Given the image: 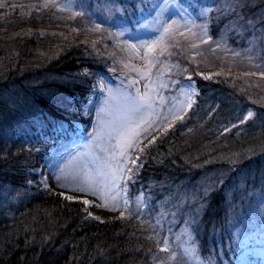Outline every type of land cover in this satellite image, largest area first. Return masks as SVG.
I'll return each mask as SVG.
<instances>
[{
  "label": "trees",
  "instance_id": "obj_1",
  "mask_svg": "<svg viewBox=\"0 0 264 264\" xmlns=\"http://www.w3.org/2000/svg\"><path fill=\"white\" fill-rule=\"evenodd\" d=\"M104 1L111 17L99 18L104 34L108 26L134 25L155 11L151 0H96L101 11ZM179 3L192 15L195 33L210 38L194 47L169 31L157 41L159 51L149 53L151 73L169 66V80L178 85L194 79L198 91L184 116L151 143L146 144L147 133L157 124L136 135L133 145H144L134 184L142 186L145 200L148 195L151 217L160 203L176 225L190 215L200 264H242L244 254L247 263L264 264V79L224 70L209 77L196 72L216 66L248 70L251 59L264 64V0ZM10 17L2 14L0 27L16 22ZM51 17L45 8L42 19ZM115 18L121 22L113 24ZM220 36L227 39V50L216 45ZM41 39L38 30L0 35V264H169L160 255L155 224L133 216L136 208L100 220L81 200L33 182V168L54 139L84 120L78 99L91 90L96 73H106L111 82L124 78L85 40L67 37L57 52L43 54ZM169 87L168 82L161 88L168 93L177 86ZM247 108L253 116L229 128Z\"/></svg>",
  "mask_w": 264,
  "mask_h": 264
},
{
  "label": "rangeland",
  "instance_id": "obj_2",
  "mask_svg": "<svg viewBox=\"0 0 264 264\" xmlns=\"http://www.w3.org/2000/svg\"><path fill=\"white\" fill-rule=\"evenodd\" d=\"M152 1L155 2L153 14L149 13L134 25L108 26L109 33L104 34L98 24L100 20L111 19L109 4H106L109 1L103 2L106 6H102L101 11L96 0H0V16L11 15L10 18L16 20L1 26L0 35L30 34L38 30L42 38L40 42L44 44L43 54L57 52V44L67 37L85 40L95 48L96 53L106 56L107 61L116 67L111 72L124 76L121 82H111L106 73H96L91 90L78 99L77 110L84 120H75L73 130L54 139L41 164L33 168L36 174L33 182L65 197L81 200L88 214L100 220L122 217L130 208H136L137 213L133 216L145 217L148 223L155 224L158 249L165 261L169 264H200V253L188 226L187 217L190 215L184 218L182 214L183 221L176 225L173 215L166 216L165 208H159L164 203L159 204L153 217L148 214L150 211L145 208L148 195L146 201L142 186L136 184L137 189L134 184L140 167L138 157L144 143L127 147L121 139L129 129L143 133L150 123L159 125L156 132L157 125L147 133V144L159 132L166 131L182 118L195 102L198 90L194 80L183 79L177 85V80H169L166 76L169 66L162 69L159 65L151 73L154 55L149 53L159 51L162 43L157 41L169 31L186 37L194 47H200V43H207L210 38L208 34L195 33L192 15L178 0ZM45 8L52 11V20L42 19ZM114 20L113 24L121 22L116 18ZM165 29L168 31L165 32ZM45 32L49 34L46 37ZM226 41L220 36L215 43L227 50ZM249 62L248 70L216 66L197 68L196 72L209 77L224 70L264 79V64L258 65L254 59ZM126 78L128 81H124ZM168 82L169 89L177 87L174 91L163 92L161 87H166ZM250 112L252 117L253 110L247 108L243 117L229 128L244 123ZM85 200L89 203L85 204ZM185 201L186 197L177 205L180 210L186 206ZM104 204L108 207H101ZM166 222L169 223L165 225ZM246 257L244 254L242 264H249L244 259Z\"/></svg>",
  "mask_w": 264,
  "mask_h": 264
},
{
  "label": "snow or ice",
  "instance_id": "obj_3",
  "mask_svg": "<svg viewBox=\"0 0 264 264\" xmlns=\"http://www.w3.org/2000/svg\"><path fill=\"white\" fill-rule=\"evenodd\" d=\"M168 29H165V32H167ZM252 113H248V116H246L244 119L247 120L249 117H251ZM135 135H138V133L134 132L133 130L129 129L127 130L125 133L122 134V142L124 144L127 145V147H133V143H132V138L135 136ZM152 141H150L149 143H151ZM141 151H143V149H141ZM133 163H135V161H133ZM131 171V170H129ZM76 191H85L84 189H76ZM95 194V193H93ZM67 199H74V197H66ZM85 204L89 203L87 200L84 201ZM101 207H104V208H107L108 205L107 204H104V205H101ZM89 215H91V213H89ZM98 219V218H97Z\"/></svg>",
  "mask_w": 264,
  "mask_h": 264
}]
</instances>
